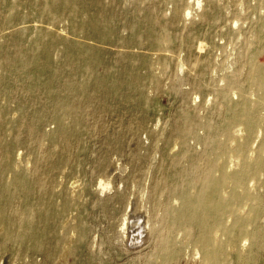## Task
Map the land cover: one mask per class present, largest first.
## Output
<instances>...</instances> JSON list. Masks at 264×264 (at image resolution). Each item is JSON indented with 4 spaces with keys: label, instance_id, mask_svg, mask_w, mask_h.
<instances>
[{
    "label": "bare ground",
    "instance_id": "obj_1",
    "mask_svg": "<svg viewBox=\"0 0 264 264\" xmlns=\"http://www.w3.org/2000/svg\"><path fill=\"white\" fill-rule=\"evenodd\" d=\"M5 1L11 4V12L26 3V0ZM121 1L30 0L27 8L37 9L40 17L47 18L50 25H54L60 18H65L68 21V33L100 45L139 46L147 41L151 46L162 50L168 43H172L174 48L185 52L183 62L189 64L196 82L215 69H221V65L214 59L217 48L213 40L215 35L204 34L203 40L207 42L196 36L192 31L196 22L185 21V17L192 15V11L191 8H186L184 0H159L160 3L172 4L171 16L167 19L154 12H147L138 20L132 15L128 28L139 34L129 42L118 35L122 19L119 10ZM199 3L197 1L196 6L199 7ZM219 13L217 4L210 3L198 14L199 22L205 26L209 25L216 21ZM10 17L12 20L21 21L18 12ZM181 23L183 28L188 30L185 36L170 33V28L178 27ZM257 28L256 48L246 57L247 65L255 72L253 82L258 93V100L251 108L252 112L244 111L243 106L246 105L247 98L242 95L244 101L232 107L233 118L223 127V143L210 132L208 122H204L198 130L188 121L177 129L175 146L159 156L154 171L140 175L139 184L138 178L132 180L133 186L137 184L134 187L138 195L133 200L135 209L130 214L125 212L118 217L117 223L124 229V235L117 237L119 242L135 246L141 241L143 232L159 234L164 231L157 258H161V253L164 258L162 261H170L180 241L185 248L194 251L199 257L190 259L191 264H216L220 254L228 249L237 257H240L242 252L252 253V240L264 212L254 192L256 181L262 176L264 159L261 152L256 155L252 153L249 139L243 137V131L249 134L258 125L264 127V120L260 115L264 111V64L261 65L257 61L260 55H264V44L258 47L261 44L260 37L264 35V21L258 24ZM223 29L221 28L220 35L228 43L235 42L237 34L231 26ZM58 39L60 38L54 33L49 35L46 43L39 38L32 51L23 54V59L18 65L9 59L5 49L3 54L1 53L3 44H0V73L15 63L14 67L30 77L29 80L32 79L26 91L28 101L36 103L45 95L52 108L50 110L47 105H43L35 113L37 119L28 121L25 118L28 116L27 112L18 118L10 115L6 105L0 107V184L5 182L3 187H0V237L3 240L30 243L37 249L44 248L46 243L50 242L54 246V256L60 252L73 251L78 243L85 239L83 222L79 216V204L83 200V196L79 194V186L73 182L62 186L64 183L58 181V176L68 169V152L75 136L81 130L83 118L67 110L66 101H55L61 94L83 90L85 99L82 107H88L95 93L99 91L97 85L100 79L107 78V75L102 74L107 73L102 65V50L98 51L89 44L84 46L81 64L77 66L76 62H73L76 60L60 59L62 47L55 43ZM167 61V57L158 56L157 60L143 62L147 71L151 72L156 65L166 70ZM116 63L117 76L111 79V86L104 89L105 93L123 87L141 89L142 86L134 74L133 64L128 63V55L118 54ZM64 71L66 74L63 79L55 83V74ZM74 73H80L83 80L72 85L71 76ZM42 80L48 82L44 84ZM158 84V79L154 78L153 85ZM17 106L23 112L24 103L19 102ZM54 114L55 130L46 131L37 127L38 124L45 123L46 115ZM232 123L238 124L237 130H230ZM23 127L26 128L25 137L20 136ZM129 130L136 140L143 133L149 134L151 146H142L141 151L147 155L151 154L156 136L149 132L146 125L137 121L131 123ZM191 138L201 149L198 150L190 144ZM30 140H33L32 146ZM113 143L116 148L120 145L118 138ZM214 144L218 145V150H214ZM22 149L26 151L25 160L19 154ZM110 166L113 168L108 161L98 164L99 169L107 173V177L105 176L104 180L99 179L97 185L91 186L84 200L109 189L108 173L110 174V170L112 172ZM4 171L10 175L6 180L2 178ZM68 171L73 173L72 169ZM18 196H24V210L20 207L21 200ZM22 210L25 211L26 218H23ZM37 224L40 225L36 226ZM193 225L199 230L197 236L190 235L189 227ZM234 232L236 234L233 241L226 239Z\"/></svg>",
    "mask_w": 264,
    "mask_h": 264
},
{
    "label": "rangeland",
    "instance_id": "obj_2",
    "mask_svg": "<svg viewBox=\"0 0 264 264\" xmlns=\"http://www.w3.org/2000/svg\"><path fill=\"white\" fill-rule=\"evenodd\" d=\"M197 1L200 2L199 7L196 6ZM184 2L186 8H191L192 11L191 16L185 17V21L196 22L192 27L196 36L201 41L207 42L203 40L204 34L215 35L213 40L217 48L214 59L218 65H221L220 70L215 69L212 73L206 74L199 82H196L197 79H194V75L190 72L189 64L183 62L185 52L174 48L172 43H168L162 50L156 49L147 41L139 46L100 45L68 33V21L65 18H60L54 25H50L47 18L40 17L37 9L27 8L30 0H26V3L14 9V12L9 11V8H13L8 1H0L2 8L0 9V44H3L1 53L3 54L5 49L6 55L17 65L22 61L23 54L29 53V50L32 51L33 46L37 45L39 38L46 43L49 35L54 33L60 38L55 43L59 45L58 47H62L61 60H76L73 62L78 66L81 64L85 50L83 47L89 44L98 51L102 50V65L107 70V73H102L107 75V78L100 79L97 85L99 91L95 93L88 107H82L85 99L83 90L61 94L55 101H66L67 110L83 118L81 130L75 136V141L68 152L70 158L68 169L58 176V181L64 183H61L62 186L72 182L79 186V194L83 196L79 204L81 213L79 216L83 222L85 239L79 242L73 251L60 252L61 254L54 256L52 251L54 246L50 242H47L44 248L37 249L30 243L3 240L0 237V264H163L162 262L165 264V261L166 264H191L190 259L198 257L194 251L185 248L183 242L178 241L170 261L168 259L162 261L164 258L161 253V258H157L156 254H159L164 231L159 234L143 232L141 241L135 246L119 242L117 237L124 235V229L119 222L117 223L118 217L125 212L130 214L135 209L133 200L138 194L134 186L141 182L140 175L154 171L159 156L175 146V133L185 125V122H192L197 130L204 122H208L210 132L220 143H223L225 140L223 127L233 118L232 107L244 101L243 96L247 98V103L243 106L244 111L252 112L251 108L258 100V93L253 82L255 72L247 65L246 57L253 48H256L257 26L264 21V0H184ZM210 3L217 4L220 13L215 22L205 26L199 22L198 14ZM119 10L122 19L118 35L129 42L139 34L133 33L128 28L132 15L138 20L145 13L154 12L167 19L171 16L172 4L160 3L159 0H122ZM17 12L21 15L20 22L10 17ZM237 19L239 21L236 22ZM229 26L237 34L235 42L232 43H228L220 35L221 28L225 30ZM183 27L181 23L178 27L170 28L169 31L185 36L188 30ZM260 38L261 44L258 47L264 44V35ZM118 54L128 55V63L133 64L134 74L142 86L141 89L123 87L105 93L104 89L111 86V79L117 76ZM158 56L168 58L167 69L163 70L156 65L151 72H148L145 62L157 60ZM257 61L261 65L264 64V55H260ZM15 63L12 67L8 66L5 72L0 73V107L6 105L10 115L18 118L27 112L26 120L33 121L37 119L35 113L43 105H47L48 109L52 110L51 103L45 95H42L36 103L28 101L26 91L32 79L29 80L30 77L14 67ZM65 69L67 70L66 67ZM65 74V71L55 74L57 76L54 77V82H59ZM71 77L72 85L83 80L80 73H74ZM154 78L159 81L157 86L153 85ZM84 79L86 80L85 77ZM42 82L45 84L48 81L42 80ZM19 102L24 103L23 112L17 106ZM260 115L264 120V111ZM46 117L45 123L38 124L37 127L46 131L55 130V114ZM137 121L143 122L149 132L156 136L151 154L147 155L141 151L142 146H151L149 134L143 133L136 140L129 130L131 123ZM237 125L232 123L230 130H237ZM25 131L26 128L23 127L21 137H25ZM243 137H248L252 153L256 155L261 152L264 159V127L258 125L249 134L243 131ZM117 138L120 145L116 148L113 141ZM32 141H29L31 146L34 144ZM189 141L193 147L201 149L194 139L191 138ZM213 147L214 150H218L217 144ZM19 154L25 160L26 151L19 150ZM103 161H108L113 166V168L109 167L112 168V172L110 170V174L108 173L110 187L101 194H93L91 199L84 200L89 188L97 185L99 179L104 180L107 177V173L102 172L98 167ZM70 169L73 173L68 171ZM261 175L256 181L254 192L259 204L264 208V167ZM9 176L7 171L2 173V178L5 180ZM137 178L139 181L133 186L132 180ZM4 184L5 182H2L0 187ZM18 197L21 200L20 207L24 210L25 202L22 200L24 196ZM22 214L23 218H26L25 211ZM38 225L40 224L36 226ZM258 225L255 238L252 240V253L242 252L241 256L237 257L228 249L220 254L216 264H264V212ZM189 230L192 236L199 234L195 225L190 226ZM235 234V232L230 234L226 239L233 241Z\"/></svg>",
    "mask_w": 264,
    "mask_h": 264
}]
</instances>
